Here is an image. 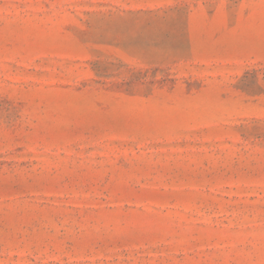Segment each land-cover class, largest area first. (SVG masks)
Instances as JSON below:
<instances>
[{"label":"rangeland","instance_id":"rangeland-1","mask_svg":"<svg viewBox=\"0 0 264 264\" xmlns=\"http://www.w3.org/2000/svg\"><path fill=\"white\" fill-rule=\"evenodd\" d=\"M0 264H264V0H0Z\"/></svg>","mask_w":264,"mask_h":264}]
</instances>
